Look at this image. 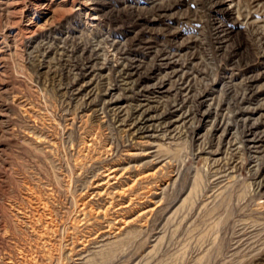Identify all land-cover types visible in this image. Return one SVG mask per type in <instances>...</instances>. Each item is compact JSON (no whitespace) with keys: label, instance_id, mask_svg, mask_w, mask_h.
Masks as SVG:
<instances>
[{"label":"rangeland","instance_id":"obj_1","mask_svg":"<svg viewBox=\"0 0 264 264\" xmlns=\"http://www.w3.org/2000/svg\"><path fill=\"white\" fill-rule=\"evenodd\" d=\"M0 264H264V0H0Z\"/></svg>","mask_w":264,"mask_h":264}]
</instances>
